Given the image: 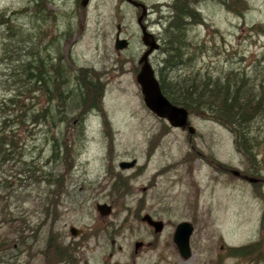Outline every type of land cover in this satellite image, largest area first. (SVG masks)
<instances>
[{
	"label": "rangeland",
	"instance_id": "rangeland-1",
	"mask_svg": "<svg viewBox=\"0 0 264 264\" xmlns=\"http://www.w3.org/2000/svg\"><path fill=\"white\" fill-rule=\"evenodd\" d=\"M136 1L148 7L144 24L160 44L149 58L157 73L165 58L161 34L175 0ZM244 1L248 8L241 17L215 0L193 3L201 18L188 32L197 55L196 73H210L213 78L218 73H240L258 84L261 76L257 75L264 71V0ZM139 14L124 0H90L86 7L80 0H0V99L12 94L14 87L21 90L20 78L13 82L7 74L18 73L13 66L29 52L48 61L59 58L57 65L69 89L78 83L77 73L103 89L99 110L85 118L84 141L75 143L73 166L63 178L62 189L55 190V208L46 220L42 202L49 188L36 181L38 173L34 177L29 171H36L49 155L43 145V127L26 121L16 129L13 105L0 106V120L8 115L1 130L16 134L18 145L25 139V153L35 158L28 169L21 162L30 159L23 160L11 150L13 159L0 168V239H15L14 221L40 223L32 251L8 249L0 254V264H48L47 237L68 245L76 264H264V118L256 117L250 125L256 145L249 157L220 124L190 115L196 132L189 141L187 132L169 127L152 114L136 82L137 60L144 51L136 23ZM117 26L129 42L119 53L114 49ZM91 92L85 91V108L97 102V97L92 101ZM29 97L21 94L16 106L33 104ZM30 130L34 135H29ZM196 150L202 156L191 160L189 174L184 172L187 165L171 164ZM132 159L137 160L136 169L118 167ZM212 161L216 165H207ZM168 163L171 170L156 177L155 172ZM50 166L42 168L48 171ZM218 166L242 170L259 182L239 181L219 173ZM53 168L55 174L63 172L58 165ZM120 186L125 192L119 191ZM97 204L111 206L112 213L101 217ZM145 213L163 222L157 236L140 222ZM184 221L193 225L188 260L181 259L172 241L176 225ZM70 226L82 234L71 237ZM137 241L145 246L134 253Z\"/></svg>",
	"mask_w": 264,
	"mask_h": 264
},
{
	"label": "trees",
	"instance_id": "trees-1",
	"mask_svg": "<svg viewBox=\"0 0 264 264\" xmlns=\"http://www.w3.org/2000/svg\"><path fill=\"white\" fill-rule=\"evenodd\" d=\"M215 1L223 4L229 11L240 17L248 8L244 0ZM194 2L196 0H175L163 27L161 51L165 58L163 66L158 68L157 73L155 72L160 89L172 104L185 108L189 116L210 120L228 129L234 136L240 151L245 156L251 157L256 145V138L251 136L250 125L256 117L264 118V71L257 75L261 76L258 84H251L249 77L240 73H218L215 78L210 73H196L197 55L193 42L188 36L192 26L201 23L200 14L193 7ZM254 28L260 29V26ZM32 54L29 52L24 61L13 66L12 70L17 69L18 73L7 74L13 82H16L14 78H20L23 85L20 87V91L14 87L9 96L5 93L0 99V106L11 107L13 105L15 113L12 122H15L16 129L23 127L26 121H29L32 127H43L41 130L43 145L49 155L44 163L36 167L37 172L34 169H29L28 166L35 163V158L33 159V155L25 153L28 149L25 139L21 145H18L20 141L16 140V134L1 130V126L5 124L6 117H8L5 115L0 120V168L4 162L13 159V157H9L11 150H15L18 157H22L23 160L26 157L30 159L29 162L25 160L24 163L21 162L22 165L29 171L31 170L34 177L38 173L39 177L36 181L44 182L49 188L48 196L42 202L46 220L50 215L51 208H55L52 201V197L56 193L55 190L62 189L63 178L73 166L72 153L75 151V143L82 139L84 141L85 118L91 111L99 110L103 89L93 87V81L86 80L80 73L76 74L78 83L69 89L66 86L65 73L59 65L55 68L51 67L50 60L48 61L44 56ZM4 56L6 55L4 54ZM6 58L9 59L8 56L4 57V59ZM49 65L50 67H47ZM186 67L187 69H185ZM52 69H56L58 73H52ZM178 70L190 72L173 73ZM241 73L248 72L242 71ZM28 85L29 88H24ZM88 90L95 91L97 102H93L90 107L85 108L83 103L87 100L85 91ZM21 94L30 95L29 102L34 100V103L30 106L27 103V105L22 104L17 107L15 99ZM36 101L39 102L38 105L35 104ZM29 135H34V132L30 130ZM38 157L40 158V156ZM36 160L40 161L37 157ZM48 164H51V170L45 171L42 167ZM57 165L63 169L62 173L55 174L52 171L53 166ZM120 190L125 192L124 187L120 186ZM14 222H17L16 226H13L16 237L15 239H0V254L8 249L16 252L22 250L27 253L31 252L33 244L37 240L40 223L33 226V222L26 219ZM45 250L48 253V264H76L73 250L68 245L63 246L56 240L53 242L50 237H47ZM1 256L0 263L3 262Z\"/></svg>",
	"mask_w": 264,
	"mask_h": 264
},
{
	"label": "water",
	"instance_id": "water-1",
	"mask_svg": "<svg viewBox=\"0 0 264 264\" xmlns=\"http://www.w3.org/2000/svg\"><path fill=\"white\" fill-rule=\"evenodd\" d=\"M127 4L135 9H140L141 13L136 19V23L140 29L141 42L146 48V51L139 59L140 69L136 75V82L140 88L142 100L145 107L156 117L165 119L170 126L176 128L188 127L189 136L195 134V128L190 125L189 114L183 107L172 104L162 93L160 85L153 69L149 62V56L159 49V43L155 39L152 33L147 31L142 21L147 16L148 10L145 4L136 0H124ZM89 0H81L80 5L86 7ZM119 29V27H118ZM127 40L117 38L114 42V48L117 51L123 50L127 47ZM135 165V161H123L119 163L120 169H130ZM238 174V173H236ZM242 178L254 183L256 179L248 176H242ZM96 210L101 217H108L112 213V207L107 204H97ZM141 222L145 223L148 227L152 228L155 235L162 232L164 224L162 221H157L151 218L149 215H144L141 218ZM193 232V225L189 222H180L176 225L172 241L176 246L179 256L183 260H188L191 257V250L189 245V238ZM69 233L72 237H78L81 233V229H77L74 226L69 227ZM142 242H136L134 244V251L137 253L141 247Z\"/></svg>",
	"mask_w": 264,
	"mask_h": 264
},
{
	"label": "flooded vegetation",
	"instance_id": "flooded-vegetation-1",
	"mask_svg": "<svg viewBox=\"0 0 264 264\" xmlns=\"http://www.w3.org/2000/svg\"><path fill=\"white\" fill-rule=\"evenodd\" d=\"M81 1V0H80ZM90 1V0H89ZM89 3V2H88ZM141 3V2H140ZM147 7V6H146ZM136 10H139L140 11V13H141V10L140 9H136ZM147 10H148V7H147ZM148 12H149V10H148ZM140 15V14H139ZM147 16H148V13H147ZM147 16L145 17V18H147ZM144 18V19H145ZM144 19H143V21H142V23H143V25L145 26V24H144ZM118 27L119 26H117L116 27V29H117V32H116V35H115V39L117 38V35L119 36V38L120 39H125V38H123L122 36H121V32H120V27H119V29H118ZM146 27V26H145ZM146 29H147V27H146ZM148 31V30H147ZM154 36V35H153ZM115 39H114V42H115ZM127 40V39H126ZM128 42V41H127ZM158 42V41H157ZM142 43V42H141ZM128 46H129V42H128V44H127V47L125 48V49H127L128 48ZM144 47V46H143ZM115 49V48H114ZM125 49H123V50H120V51H117V50H115L117 53H119V52H122V51H124ZM159 49H160V44H159ZM158 49V50H159ZM157 50V51H158ZM146 51V48L144 47V51L142 52V54L144 53ZM156 52V51H155ZM142 54H141V56H142ZM153 54V53H152ZM151 54V55H152ZM151 55L149 56V58L151 57ZM141 56L139 57V59L141 58ZM59 59V58H58ZM56 57L55 58H51L50 59V61L51 62H54L53 63V67L55 68L56 66H57V64L60 62V60H58ZM139 59L137 60V65L139 66V69H140V64H139ZM58 60V61H57ZM138 72H139V70H138ZM52 73H58V71H56V69H52ZM90 81H93V84H94V86L93 87H98L97 86V84L96 83H94V80H90ZM99 88V87H98ZM94 93H95V91H92V101H94L95 100V95H94ZM93 95H94V98H93ZM86 102V101H85ZM84 102V103H85ZM83 103V104H84ZM159 119H161V118H159ZM162 120H164V121H166L165 119H162ZM167 122V121H166ZM168 123V122H167ZM168 125H169V123H168ZM191 125V124H190ZM192 126V125H191ZM169 127H171V128H175V129H179V130H181L182 132H187L188 133V127H184V128H176V127H172V126H170L169 125ZM196 132V131H195ZM191 139H192V136L190 137L189 136V134H188V140L189 141H191ZM152 155H150V153L148 152V159L151 157ZM200 156H202L201 154H199L198 152H197V150L196 151H189V152H187L186 153V155H184V156H182L181 157V159L180 160H177V161H172V163L171 164H173V162L174 163H178L179 165L178 166H181V167H183V165H187V170L184 168V172L186 173L187 172V174H189V172H190V169H191V165H190V163H191V160L193 159V161H198V159L200 158ZM131 161H135V165L133 166V168L135 167V169L137 168V160L136 159H132ZM121 162H123V161H121ZM127 162H130V161H127ZM207 165H209L210 167H211V165H216V163L214 162V164H213V161H212V163L211 162H208V164ZM177 166V167H178ZM118 167H119V164H118ZM177 167L174 169V170H176L177 169ZM133 168H130V169H133ZM171 168L172 167H170V163H168V164H166L165 165V167H163L162 169H159L158 171H156L155 172V176L156 177H161L162 175H164V174H166L167 172H164L166 169H167V171H169V170H171ZM199 168V167H198ZM130 169H121V170H130ZM218 170H219V173H222V174H225V175H229V176H232V177H234V178H236V179H238L239 181H244V182H246V180L245 179H243L242 178V176H248V175H246L245 174V172L244 171H242V170H236V169H232V168H228L227 166H218ZM236 173H238V174H236ZM253 179H256V178H254L253 177ZM259 182V180L258 179H256V182H254L253 184H257ZM150 187L152 186V183H151V185H149ZM144 191L146 190V188H144L143 189ZM144 215H149V214H147V213H145ZM143 215V216H144ZM142 216V217H143ZM151 218H153L151 215H149ZM141 217V218H142ZM141 218L139 219L140 220V222H141ZM154 220H156L155 218H153ZM144 224V223H143ZM146 225V224H145ZM147 226V225H146ZM148 227V226H147ZM150 228V227H149ZM151 229V228H150ZM153 231V230H152ZM82 234V233H81ZM155 235V234H154ZM157 236V235H156ZM158 240V237L157 238H155V241H157ZM137 242H141V241H137ZM136 243V242H135ZM134 243V244H135ZM142 247H141V249L145 246L144 245V243L142 242ZM151 245V243H148L146 246H150ZM134 253H135V251H134ZM138 253V252H137Z\"/></svg>",
	"mask_w": 264,
	"mask_h": 264
},
{
	"label": "bare ground",
	"instance_id": "bare-ground-1",
	"mask_svg": "<svg viewBox=\"0 0 264 264\" xmlns=\"http://www.w3.org/2000/svg\"><path fill=\"white\" fill-rule=\"evenodd\" d=\"M7 53V52H6ZM249 177V176H248ZM251 178V177H250ZM245 179V178H244ZM246 180V182H249V183H252V182H250V181H248L247 179H245ZM253 184V183H252ZM189 240H190V238H189ZM189 245H190V243H189ZM191 250V249H190Z\"/></svg>",
	"mask_w": 264,
	"mask_h": 264
}]
</instances>
